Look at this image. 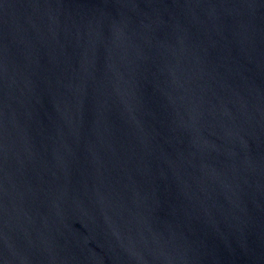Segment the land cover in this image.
<instances>
[{"label":"water","instance_id":"95a60500","mask_svg":"<svg viewBox=\"0 0 264 264\" xmlns=\"http://www.w3.org/2000/svg\"><path fill=\"white\" fill-rule=\"evenodd\" d=\"M0 264H264V0H0Z\"/></svg>","mask_w":264,"mask_h":264}]
</instances>
